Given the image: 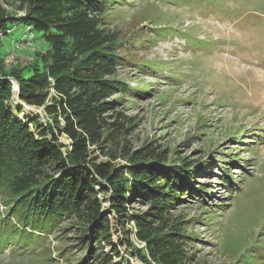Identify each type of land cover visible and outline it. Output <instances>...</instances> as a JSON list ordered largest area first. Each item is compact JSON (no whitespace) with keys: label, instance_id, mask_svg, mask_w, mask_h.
I'll return each instance as SVG.
<instances>
[{"label":"rangeland","instance_id":"obj_1","mask_svg":"<svg viewBox=\"0 0 264 264\" xmlns=\"http://www.w3.org/2000/svg\"><path fill=\"white\" fill-rule=\"evenodd\" d=\"M0 2L9 13L22 14L12 2ZM110 7L104 21L122 39L118 52L125 58L115 77L127 89L109 97L115 108L106 114L121 113L123 128L113 142L89 147V158L124 165L117 149L125 146L163 152L162 168L191 161L195 182H189L186 201L169 212L181 214L187 233L196 236L185 263L264 264V0H119ZM25 30L19 25L0 39L7 69L34 62V53L47 48ZM11 104L54 125L42 107L23 103L16 93ZM55 135L68 145L66 135ZM138 200L128 204L130 213L147 209ZM102 205L110 240L123 256L112 260L144 264L125 250L123 238L133 221H117L107 202ZM6 210L0 196V215ZM69 224L43 234L31 229L38 236L29 248L9 241L0 264H97L92 256L99 250L111 253L105 241L81 249ZM128 240L143 246L133 234Z\"/></svg>","mask_w":264,"mask_h":264},{"label":"trees","instance_id":"obj_2","mask_svg":"<svg viewBox=\"0 0 264 264\" xmlns=\"http://www.w3.org/2000/svg\"><path fill=\"white\" fill-rule=\"evenodd\" d=\"M4 1L22 14L9 13L0 2V39L25 25L23 34H34L47 48L34 53V62L11 69L0 50V196L7 206L5 216L0 215V251L9 241L29 248L38 236L31 229L43 234L69 222L81 249L92 241L111 246V253L99 250L92 256L97 264H121L111 257L123 259L110 240L105 201L117 221H133V229L123 238L127 255L144 264H186L187 245L196 236L187 233L188 222L181 214L172 217L169 212L186 201L196 166L183 161L160 168L163 152L141 153L125 146L117 149L124 165L89 158V147L113 142L123 128L121 113L106 114L115 108L109 97L127 89L125 81L115 77L125 62L118 52L122 39L104 21L107 10L119 0ZM13 83L19 99L42 107L53 126L43 125L36 114L18 116L22 106L11 104ZM56 132L69 139L66 147L58 143ZM108 156L112 161L117 158L112 150ZM135 199L148 205L144 212H129L128 204ZM129 234L143 246H132Z\"/></svg>","mask_w":264,"mask_h":264},{"label":"built area","instance_id":"obj_3","mask_svg":"<svg viewBox=\"0 0 264 264\" xmlns=\"http://www.w3.org/2000/svg\"><path fill=\"white\" fill-rule=\"evenodd\" d=\"M11 92L17 93L18 92V86L16 83L11 84Z\"/></svg>","mask_w":264,"mask_h":264},{"label":"bare ground","instance_id":"obj_4","mask_svg":"<svg viewBox=\"0 0 264 264\" xmlns=\"http://www.w3.org/2000/svg\"><path fill=\"white\" fill-rule=\"evenodd\" d=\"M24 114H25V113H23V112H22V113H20V114H18V115H20V116H21V115H24Z\"/></svg>","mask_w":264,"mask_h":264}]
</instances>
